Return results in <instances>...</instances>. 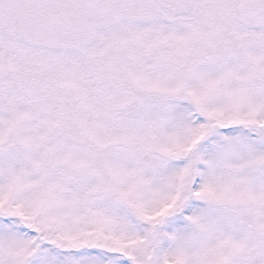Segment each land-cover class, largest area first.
<instances>
[{"label": "snow or ice", "instance_id": "6c2138e0", "mask_svg": "<svg viewBox=\"0 0 264 264\" xmlns=\"http://www.w3.org/2000/svg\"><path fill=\"white\" fill-rule=\"evenodd\" d=\"M0 264H264V0H0Z\"/></svg>", "mask_w": 264, "mask_h": 264}]
</instances>
